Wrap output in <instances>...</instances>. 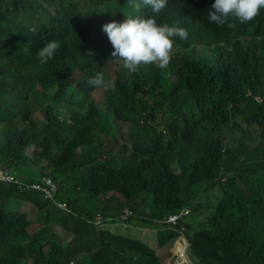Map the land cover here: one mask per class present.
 Wrapping results in <instances>:
<instances>
[{
  "label": "trees",
  "instance_id": "16d2710c",
  "mask_svg": "<svg viewBox=\"0 0 264 264\" xmlns=\"http://www.w3.org/2000/svg\"><path fill=\"white\" fill-rule=\"evenodd\" d=\"M168 2L169 9L155 16L158 24L180 25L187 14L195 13L208 18V12L212 10L204 6L205 0ZM148 8L142 5L137 11L128 0H0V83L13 80L11 72L15 73L11 91L6 83L0 84V122L5 124L7 152L14 160H23L26 158L25 147L36 142L41 147V155L51 162L49 168L53 177H67L69 172L72 173V179H66L64 183L72 187L70 193L75 213H66L62 220L67 230L71 223L76 225L73 229L75 239L63 249L61 245L53 247L51 264H70L76 256L73 252L87 245L102 246L106 253L112 254L113 261L117 260L116 264L161 263L160 258L140 242L121 234L108 236L89 221L98 212L104 215L120 212L117 207L103 206L99 199L93 204L99 192L111 189L121 190L128 199L141 190L154 193L156 201L150 218L157 225L183 208H190L183 223L187 228L191 255L199 264H264V190L254 182L264 178V57L255 61L249 59L247 64V70L260 81L244 72L231 58H221L214 53L197 58L186 53L183 58H177L174 66L180 76L178 86L172 85L173 70L150 65L151 89L182 87L186 94V134L176 148L169 151L170 156L179 159V175H175L169 164L161 159L139 155L126 161L120 169L107 162L92 165L84 173L68 164L71 158L75 163L83 164L84 155L90 162L93 160L100 140L93 134V122L84 125L82 120L93 117L96 121L100 116L99 109L84 117L75 116L73 124L66 127L53 115L56 111L45 105V100L51 97L42 92L37 97L43 99L39 106L44 107L48 123L39 126L32 118L29 97L31 92L37 93L38 83L45 88L54 83L61 87L63 98L55 103L57 108L71 107L84 100L85 94L78 85H63L65 79L72 76L80 64L94 59L93 45L98 52L111 57L108 49L113 50V47L102 30L105 23L123 22L128 15L148 18L153 16L151 11L143 12ZM217 29L236 30L245 36H264V17L250 23H233L231 27L207 19L197 27L195 35ZM65 32L82 35L72 43H60L55 58L41 64L38 51ZM253 43L259 42L254 39ZM262 44L264 47V39ZM233 56L238 55L233 53ZM126 83L133 84L130 80ZM249 92L253 96H249ZM254 96L261 97L262 101L256 102ZM117 115L134 124L131 136L138 142L139 108L120 109ZM239 118L261 132L256 143L251 134L227 137L240 128L235 121ZM37 173L36 170L26 171L29 178H34ZM78 187L87 192L88 198L77 191ZM210 189H219L221 196L216 198L215 210L208 212L207 205H200L197 200ZM13 196L17 197V202L30 198L18 194L12 185L0 184V202ZM47 203L37 204L45 219ZM27 228L24 214L0 205V248L16 235H26ZM178 234L177 230L165 225L159 233L160 245L166 247ZM85 237L90 241H84ZM102 252L90 248L89 256L95 259ZM78 264H84V260Z\"/></svg>",
  "mask_w": 264,
  "mask_h": 264
},
{
  "label": "clouds",
  "instance_id": "9594fccd",
  "mask_svg": "<svg viewBox=\"0 0 264 264\" xmlns=\"http://www.w3.org/2000/svg\"><path fill=\"white\" fill-rule=\"evenodd\" d=\"M184 1V0H180ZM204 5L208 12V18L201 13L187 14L183 23L179 24H158L155 16L167 11L170 7L168 0H128V4L137 11L141 6L149 7L147 11L153 16L145 18L143 16H125L123 22L111 21L102 26L110 44L113 47L108 49L111 57H107L97 51L95 45L91 47L94 59L87 63L80 64L75 69V73L65 79L63 85L69 83L76 84L85 94V99L71 107L57 108L55 103L62 99L61 87L54 83L52 87L45 88L38 83L37 93H30L29 105H32V118L38 121L39 126L48 123L45 116L44 107L39 106L43 100L37 94L45 93L51 97L45 100V105H50L56 111L57 116L66 127L73 124L75 116L84 117L88 113L99 109L100 116L95 121L93 117L82 120L83 124L93 122V134L100 140L98 151L93 155L90 162L84 155V163H75L70 159L68 164L76 166L77 170L84 173L88 168L98 163L110 162L115 168H122L126 161L137 155L154 159L158 158L169 164L175 175L181 174L179 159L170 156L169 151L176 148L186 134L187 116L185 112L184 89H165L156 87L151 89L149 83L150 65H157L158 68L174 71L173 86L180 84L179 72L174 66L177 58H183L186 53L192 57H204L214 53L221 58H231L237 66L247 72L253 79L260 81V78L247 70L249 59L261 60L264 57V47L262 40L264 36L258 34L255 37L245 36L236 30L224 32L220 29L212 30L201 35H195L197 27L207 19L217 25L233 23H250L256 19L264 17V0H205ZM161 13V14H162ZM231 18V20H230ZM82 34L77 32H65L57 40L47 42L37 53L41 64L47 63L55 58V53L60 47V43H72L80 38ZM259 43L256 45L253 40ZM228 47V50H224ZM236 53L238 56H233ZM15 73L11 72L14 80ZM38 78V76H37ZM13 80H6L8 91L12 90ZM132 81V85L126 81ZM79 83V84H77ZM86 89V91L84 90ZM104 91L105 99L99 102L94 98V94ZM249 96H253L251 92ZM256 102L262 100L259 96H254ZM139 108L141 120L137 125L140 127L138 142L131 136V129L134 124L123 121L118 115L120 109L131 110ZM42 110V114L35 112ZM240 128L227 135L231 139L234 136L252 135L254 143L260 138L261 132H257L254 126H250L241 118L235 120ZM127 124V140L121 144L115 140L113 124ZM4 122H0V139L5 135V146L7 143V133L4 129ZM33 150L31 151L30 148ZM0 154V184L12 185L18 194L28 195L26 201H16L17 197H10L6 202L1 200L0 205H5L12 212H19L26 216L28 228L27 234L16 235L0 248V264H51L52 249L56 245H70L75 239L73 229L75 224L69 225V230L65 228L63 216L66 213H75L72 204V187L67 186L64 180L71 178L69 172L67 177L56 178L51 174L50 160L41 155V147L36 142H30L25 147L23 160H14L8 154L7 148H1ZM81 153V152H79ZM19 164V165H17ZM38 173L34 178H29L26 171ZM225 180H222L224 182ZM254 181V180H252ZM261 187L264 190V178L260 177ZM75 181H73V184ZM78 192L85 198L88 194L81 187ZM133 197L128 199L121 190L111 189L99 192V196L93 204L102 202L103 206L117 207L120 211L104 215L102 212L96 213L95 217L89 220L94 223L99 231L106 232L108 236L121 234L131 240H135L152 250L163 263L162 252L169 250L173 254V264H197L198 262L191 255V244L186 238V225L184 219L190 214V208H183L177 214H172L164 221L156 224L150 216L153 212V204L156 201L155 194L146 190L137 191ZM221 196L219 189L206 191L202 199H198L200 205H207L208 212L215 210L218 204L216 198ZM264 200V199H263ZM48 202L45 208V218H42V209L38 203ZM141 214H138L136 211ZM123 225L125 228H133L131 234H123L114 229L113 226ZM168 225L171 229L177 230L179 234L172 239L166 247H162L159 242V233ZM137 228L151 230L155 232V244L151 245L143 241ZM24 232V233H25ZM37 239V240H36ZM84 241H90L85 237ZM8 243H12L9 247ZM172 245V247H169ZM102 246H84L76 249V255L70 264H78L81 259L84 264H116L111 253H106ZM92 251H103L95 259L89 256V249ZM72 253V252H71ZM70 253V254H71ZM78 255V257H77ZM110 259L111 261H108ZM161 264V263H160ZM199 264V263H198Z\"/></svg>",
  "mask_w": 264,
  "mask_h": 264
},
{
  "label": "rangeland",
  "instance_id": "374dc122",
  "mask_svg": "<svg viewBox=\"0 0 264 264\" xmlns=\"http://www.w3.org/2000/svg\"><path fill=\"white\" fill-rule=\"evenodd\" d=\"M94 98L99 102H103L105 99L104 91L96 92L94 94ZM35 112H37L38 114H42L43 111L40 109H37ZM128 128L129 127L127 124H120V123L113 124L111 129H114V131H113L115 134L114 139L118 140L121 144H124L127 140ZM0 147L4 148V149L6 148V146H5V135L4 134L2 135V137L0 139ZM30 150L32 151L33 148L31 147ZM1 152H2V150L0 149V154H1ZM254 182H258L260 186L262 185V182H260V179H257ZM113 227L115 230H117L118 232L123 233V234H130V233L132 234L134 232L133 228H125L123 225H120V226L114 225ZM169 247H172V245H170ZM162 259H163V263L161 262V264H173V262H174L173 254H171L169 252V250H167V249L162 252Z\"/></svg>",
  "mask_w": 264,
  "mask_h": 264
},
{
  "label": "crops",
  "instance_id": "0c3cea01",
  "mask_svg": "<svg viewBox=\"0 0 264 264\" xmlns=\"http://www.w3.org/2000/svg\"><path fill=\"white\" fill-rule=\"evenodd\" d=\"M138 230V233L140 234V238L151 244V245H154L155 244V232L154 231H151V230H146V229H141V228H137Z\"/></svg>",
  "mask_w": 264,
  "mask_h": 264
}]
</instances>
